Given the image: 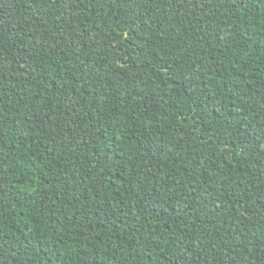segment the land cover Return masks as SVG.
<instances>
[{
    "label": "trees",
    "instance_id": "1",
    "mask_svg": "<svg viewBox=\"0 0 264 264\" xmlns=\"http://www.w3.org/2000/svg\"><path fill=\"white\" fill-rule=\"evenodd\" d=\"M0 264H264V0H0Z\"/></svg>",
    "mask_w": 264,
    "mask_h": 264
}]
</instances>
